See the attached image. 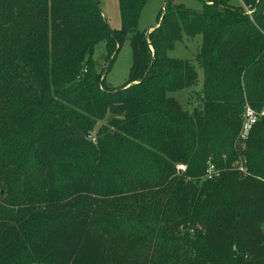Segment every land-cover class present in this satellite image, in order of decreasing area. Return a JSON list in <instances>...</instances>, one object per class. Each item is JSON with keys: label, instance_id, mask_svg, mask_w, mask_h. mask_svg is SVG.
Masks as SVG:
<instances>
[{"label": "trees", "instance_id": "16d2710c", "mask_svg": "<svg viewBox=\"0 0 264 264\" xmlns=\"http://www.w3.org/2000/svg\"><path fill=\"white\" fill-rule=\"evenodd\" d=\"M146 1L118 0L113 30L99 0H0V264H171L174 240L173 264H264V116L235 143L244 105L264 108V0H242L251 18L234 0H165L149 44ZM128 34L138 82L102 89L93 49L109 69ZM198 34L188 111L169 93L197 71L166 51ZM106 116L118 128L92 136Z\"/></svg>", "mask_w": 264, "mask_h": 264}, {"label": "rangeland", "instance_id": "374dc122", "mask_svg": "<svg viewBox=\"0 0 264 264\" xmlns=\"http://www.w3.org/2000/svg\"><path fill=\"white\" fill-rule=\"evenodd\" d=\"M235 3L242 7L243 10L251 9L249 4L244 3L242 0H234ZM165 0H147L142 9L137 22V30L141 33H146L147 43L149 44L148 36L153 32L154 26L157 24L158 14L163 9ZM174 3H181L185 8L191 9L193 11H201L203 3L201 0H175ZM99 5L102 10V14L108 26L113 29H119L121 26V17L118 0H99ZM129 34L123 40L121 47L117 54L115 55L110 68L106 67L105 61V49L104 43L99 42L93 49L92 59L94 62V67L96 70V78L99 81L100 87L104 89L107 88L108 91L116 90L118 88H123L138 82V80L128 82V72L131 65L132 50L129 42ZM201 41V36L198 34L194 38H189L185 35L181 40L177 41L170 49L166 51V55L173 59H183L191 63L198 74V82L196 86L192 89L183 91L170 92L169 95L173 96L180 104L183 105L188 111L198 110L202 108V100L200 96L201 83H202V73L198 64L196 63V56L199 50V45ZM150 52H152V46H149ZM144 72V71H143ZM77 113L81 114L78 110ZM109 127L110 131H113L115 126H111L108 122V116L104 117L102 120H98L96 126L93 128L92 136L98 131L99 128ZM91 142L96 141L88 137ZM238 139V137H237ZM239 140V139H238ZM238 143L240 148L245 147V141H235ZM178 164V163H177ZM186 164V163H185ZM184 164L185 168L186 165ZM176 168V166H175ZM178 172H184V170L176 169ZM4 207L10 208L7 204H2ZM9 210V209H5ZM102 213L101 208L99 209L98 215ZM149 226L157 225V220L148 219ZM199 231L203 230L202 225H197ZM193 233L195 230L192 231ZM152 239V237H151ZM155 240V239H152ZM173 245L176 248L175 252H168L166 258L173 260L170 261L171 264L174 262H179L182 260L181 245L178 241L174 240ZM182 257V258H181Z\"/></svg>", "mask_w": 264, "mask_h": 264}, {"label": "built area", "instance_id": "2783aa9c", "mask_svg": "<svg viewBox=\"0 0 264 264\" xmlns=\"http://www.w3.org/2000/svg\"><path fill=\"white\" fill-rule=\"evenodd\" d=\"M244 12L251 18L252 9H245ZM263 16H264V10H263ZM264 116V108H262L260 111H255L252 107H250L248 104L244 105L243 112L241 114V127L238 133V139L241 141L245 140L249 134V131L253 124L260 118ZM92 140H94L93 137H91ZM232 168H235L239 172L247 173L246 168L243 164V161L241 159H236L232 164ZM218 167L209 159L207 161V167L205 170V177L211 178L218 174L219 170ZM176 169L184 170L185 166L184 164H177Z\"/></svg>", "mask_w": 264, "mask_h": 264}]
</instances>
